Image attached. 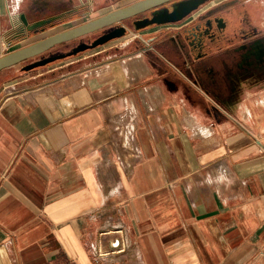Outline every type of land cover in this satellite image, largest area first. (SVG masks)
Here are the masks:
<instances>
[{
	"label": "crops",
	"instance_id": "obj_1",
	"mask_svg": "<svg viewBox=\"0 0 264 264\" xmlns=\"http://www.w3.org/2000/svg\"><path fill=\"white\" fill-rule=\"evenodd\" d=\"M235 4L238 36L201 58L178 24L0 72V264H98L118 230L103 264H264V62L234 47L264 0ZM15 8L0 0V57L51 36L12 49Z\"/></svg>",
	"mask_w": 264,
	"mask_h": 264
},
{
	"label": "water",
	"instance_id": "obj_2",
	"mask_svg": "<svg viewBox=\"0 0 264 264\" xmlns=\"http://www.w3.org/2000/svg\"><path fill=\"white\" fill-rule=\"evenodd\" d=\"M172 1L175 0H140L70 30L51 35L41 41L0 57V72L40 57L58 45L72 42L76 39H80L106 28L115 26L112 31L101 35L91 44L82 43L74 47L72 51L68 53L45 57L27 64L24 67V71L29 72L43 68L54 62L77 56L78 54L89 50L97 49L114 40L125 37L129 29L124 25V22L133 19L146 11L158 8ZM208 1L211 0H182L172 5V11L168 7L156 9L152 13V18L136 20L133 23L134 28L136 31H142L153 26L179 24ZM66 17L67 13H63L31 23L27 14L21 13L19 15V26L17 28L16 39L19 41H25L30 38L31 34H44L51 28H54L57 22ZM198 58H201L200 54L198 55Z\"/></svg>",
	"mask_w": 264,
	"mask_h": 264
},
{
	"label": "flooded vegetation",
	"instance_id": "obj_3",
	"mask_svg": "<svg viewBox=\"0 0 264 264\" xmlns=\"http://www.w3.org/2000/svg\"><path fill=\"white\" fill-rule=\"evenodd\" d=\"M182 0H175L158 8L146 11L137 17L124 22V25H132L136 20L152 18L154 10L168 7L172 11V5ZM215 0L208 1L201 5L197 10L190 14L181 24L182 30L177 33V36L172 38L175 48L179 52H186L190 54H200L201 56L208 51H212L221 47L223 44L232 43L238 36L236 31L237 26V12L235 10L237 4L230 5L225 1L219 2L218 6L208 11L205 14H199L204 7L209 5ZM178 25V24H172ZM114 27L106 28L102 34L97 36L94 40L103 34L112 31ZM238 43L234 46L236 51L244 52L246 57L242 59L243 64L249 66L256 63L252 59L253 55H256L257 63L262 64L264 62V31L259 34L243 35ZM93 40V41H94ZM92 41V42H93ZM90 44L89 42H85ZM252 54V55H251Z\"/></svg>",
	"mask_w": 264,
	"mask_h": 264
},
{
	"label": "rangeland",
	"instance_id": "obj_4",
	"mask_svg": "<svg viewBox=\"0 0 264 264\" xmlns=\"http://www.w3.org/2000/svg\"><path fill=\"white\" fill-rule=\"evenodd\" d=\"M138 1L140 0H93V4L89 5L87 3V0H23L19 12L29 14V18H32L35 21L46 19L63 13H67V17L57 22L54 28H51L49 31H47L44 34H39V35L31 34L30 40L23 42L18 41L12 49H18L45 36L69 30L76 25L82 24L91 19L99 18L109 12L126 7ZM221 1L223 0L213 1L212 3L204 7L199 14L207 13L215 6H218L219 2ZM238 1H243V0H227L226 2H228L230 5H233ZM127 27L128 29L131 28L132 30L131 29L130 30L134 32L133 29L135 28L132 25H127ZM104 31L106 30L98 31L86 37L67 43L66 45L64 44L58 45L49 52L45 53L44 55L32 59L30 61H27L25 63H22L21 67H25L27 64H30L45 57L68 53L72 51V49L76 47L78 43L81 42L92 43V41L97 36L102 34ZM68 59L69 58L64 60H68ZM64 60H60L52 64H58L60 62H63ZM125 143L130 145L129 143H127V141Z\"/></svg>",
	"mask_w": 264,
	"mask_h": 264
},
{
	"label": "built area",
	"instance_id": "obj_5",
	"mask_svg": "<svg viewBox=\"0 0 264 264\" xmlns=\"http://www.w3.org/2000/svg\"><path fill=\"white\" fill-rule=\"evenodd\" d=\"M87 3L89 5L93 4V0H87ZM21 5V3H20ZM20 5L19 8L16 12L19 11L20 9ZM14 44L9 43V46H13ZM109 235V236H113L112 238V242H111V248L102 249V246L104 247V244L102 243V239L98 242V246L96 247V249L94 250V260L96 263L98 264H103V262H105L106 258H110L108 259V261H111V256H116V255H120L122 253H125L126 250L128 249V241L126 239V236L123 234V231L118 230L116 232H114L113 234L110 233H103L101 235ZM112 262V261H111ZM110 262V263H111Z\"/></svg>",
	"mask_w": 264,
	"mask_h": 264
},
{
	"label": "clouds",
	"instance_id": "obj_6",
	"mask_svg": "<svg viewBox=\"0 0 264 264\" xmlns=\"http://www.w3.org/2000/svg\"><path fill=\"white\" fill-rule=\"evenodd\" d=\"M20 3H21V0H16V8L13 9L14 12L18 10Z\"/></svg>",
	"mask_w": 264,
	"mask_h": 264
}]
</instances>
